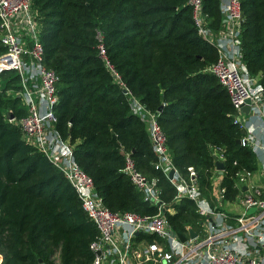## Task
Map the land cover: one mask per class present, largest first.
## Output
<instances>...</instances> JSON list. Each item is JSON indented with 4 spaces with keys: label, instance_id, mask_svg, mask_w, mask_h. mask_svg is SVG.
I'll list each match as a JSON object with an SVG mask.
<instances>
[{
    "label": "trees",
    "instance_id": "1",
    "mask_svg": "<svg viewBox=\"0 0 264 264\" xmlns=\"http://www.w3.org/2000/svg\"><path fill=\"white\" fill-rule=\"evenodd\" d=\"M221 2L204 0L213 31L223 26ZM241 7L243 62L264 90V0H241ZM33 9L45 65L59 79L57 129L105 207L158 213L124 174L128 155L149 179L159 180L163 202L172 206L177 194L155 168L150 132L132 112L125 87L159 115L181 175L189 180L193 169L213 207L216 180L224 190L221 201L236 198L237 173L256 171L258 157L238 144L247 133L234 123L230 94L211 71L219 54L197 33L187 0H33ZM101 43L120 79L99 54ZM18 83L14 72L0 76V264H92L90 245L99 230L64 174L24 141L17 122L27 112L19 97L7 95ZM221 154L226 169L220 175L215 156ZM174 211L167 218L177 233L199 228L202 219L192 201L183 199Z\"/></svg>",
    "mask_w": 264,
    "mask_h": 264
},
{
    "label": "built area",
    "instance_id": "2",
    "mask_svg": "<svg viewBox=\"0 0 264 264\" xmlns=\"http://www.w3.org/2000/svg\"><path fill=\"white\" fill-rule=\"evenodd\" d=\"M187 2L194 14L197 33L219 54L211 71L230 94L236 113L234 123L247 133L240 144L254 150L258 169L241 170L236 175L240 214L213 207L203 197L194 170L190 169L187 180L174 166L166 135L158 122L159 115L151 112L125 87L132 112L147 124L150 132L158 157L156 170L164 171L168 177L173 169L176 171L170 179L177 191L173 204L183 199L192 201L202 219L198 229H188L187 241L182 243L173 236L177 232L167 212L174 208L162 201L159 180L149 179L138 170L130 155L126 157L123 172L144 195L145 201L157 206L158 213L143 216L118 213L105 207L103 199L94 191L92 177L74 162L73 146L57 129L59 119L55 109L59 102L56 87L59 79L45 65L33 0H0V41L5 48L0 55V76L14 72L19 78V89L8 90L7 95L19 97L27 112L26 117L17 122L24 141L64 174L77 192L83 210L99 230L98 240L90 245L95 254L92 264H264V161L259 156L264 154V90L258 80L249 75L243 62L241 0H222L221 13L225 22L218 31L210 28L208 16L203 13L204 0ZM99 54L111 73L120 79L108 61L103 43L99 46ZM247 100L251 102L249 114L242 109ZM217 160L224 162V155ZM218 191L219 202L224 190ZM252 209L255 211L250 213ZM191 230L197 234L194 239L190 238Z\"/></svg>",
    "mask_w": 264,
    "mask_h": 264
},
{
    "label": "water",
    "instance_id": "3",
    "mask_svg": "<svg viewBox=\"0 0 264 264\" xmlns=\"http://www.w3.org/2000/svg\"><path fill=\"white\" fill-rule=\"evenodd\" d=\"M124 91V93H126L127 94V90L126 89H124L123 90ZM250 100H247L246 102H245V105L242 107V109H243V112L245 113V114H249L250 113V111H251V109H250ZM10 119H14V115H11L10 114ZM241 143V140L240 141H238V144H240ZM215 159L217 160L218 159V157L217 156H215ZM215 167L217 168V171L220 173V175L221 174H223L224 173V171H225V164H224V162L223 161H218L217 160V162H216V164H215ZM175 173H176V171L173 169L172 171H171V173H170V175H169V178L172 180L173 178H174V175H175ZM176 205L175 204H173L172 205V208H174ZM167 208V207H166ZM166 210H168V209H166ZM255 210L254 209H252L251 211H250V213H253ZM173 236H177L179 239H180V241L182 242V243H185V241H187V237L185 236V235H183V234H180V233H173ZM197 237V234H196V232L194 231V230H191L190 231V238L191 239H194V238H196ZM98 255H100V253L98 252L97 253Z\"/></svg>",
    "mask_w": 264,
    "mask_h": 264
},
{
    "label": "rangeland",
    "instance_id": "4",
    "mask_svg": "<svg viewBox=\"0 0 264 264\" xmlns=\"http://www.w3.org/2000/svg\"><path fill=\"white\" fill-rule=\"evenodd\" d=\"M218 184H219V180H216L214 187H216L215 194L217 196H219V191H217V185ZM239 195L240 194H238L235 199L230 200V201H224V200L219 201L218 206L221 207V209L226 210L228 212L234 211V208L239 207V199H240ZM169 213H170V215H174L175 213H177V211H172ZM231 213H234V212H231ZM189 227H191V226H189Z\"/></svg>",
    "mask_w": 264,
    "mask_h": 264
},
{
    "label": "crops",
    "instance_id": "5",
    "mask_svg": "<svg viewBox=\"0 0 264 264\" xmlns=\"http://www.w3.org/2000/svg\"><path fill=\"white\" fill-rule=\"evenodd\" d=\"M224 22H225V20L223 19V24H224ZM223 27V26H222ZM221 27V28H222ZM249 125H251V123H249ZM256 125H257V123L255 122V121H253V126L256 128ZM257 129V128H256ZM256 134H257V136H260L261 134H260V132L257 130L256 131ZM260 160L261 161H264V154H261L260 153ZM218 189H219V187H218V185H217V191H218ZM231 212H234V214H240L241 212H242V208H241V206H239V207H236V208H234V211H231Z\"/></svg>",
    "mask_w": 264,
    "mask_h": 264
}]
</instances>
